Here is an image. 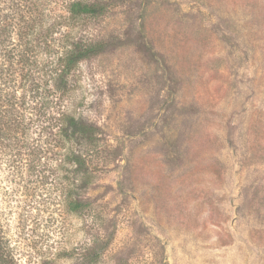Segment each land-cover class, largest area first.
Here are the masks:
<instances>
[{"label": "rangeland", "instance_id": "rangeland-1", "mask_svg": "<svg viewBox=\"0 0 264 264\" xmlns=\"http://www.w3.org/2000/svg\"><path fill=\"white\" fill-rule=\"evenodd\" d=\"M0 32L31 119L0 153L17 264H264V0H0ZM77 45L100 51L64 84Z\"/></svg>", "mask_w": 264, "mask_h": 264}, {"label": "trees", "instance_id": "trees-1", "mask_svg": "<svg viewBox=\"0 0 264 264\" xmlns=\"http://www.w3.org/2000/svg\"><path fill=\"white\" fill-rule=\"evenodd\" d=\"M70 11L74 17L79 16H97L102 13V8L96 5L83 4L75 2L71 5ZM0 32V39H1ZM0 42V46H1ZM70 51L64 57V68L59 75L64 84L66 79L71 74V71L83 60H86L96 55L100 48L90 46L88 48H78ZM8 53V52H7ZM8 61V60H6ZM26 75L19 74L18 78L14 79L10 74L9 68L0 70V153L9 152L12 146V140L18 137L22 139L29 136L31 119L28 118L29 101L24 94ZM65 88V87H64ZM63 89L65 91L66 89ZM20 89L21 96H20ZM68 91V90H67ZM66 91V92H67ZM65 92V93H66ZM60 127L58 135L65 143H75L93 141L96 138L97 130L85 123L84 121L75 118L70 114H62L59 118ZM66 159L76 165V172L82 173L87 166L86 160L80 150L73 151L66 156ZM88 207V203L82 200H77L71 204V209L75 212H81ZM0 264H17L14 257L11 255L8 248V243L4 238L0 237Z\"/></svg>", "mask_w": 264, "mask_h": 264}]
</instances>
